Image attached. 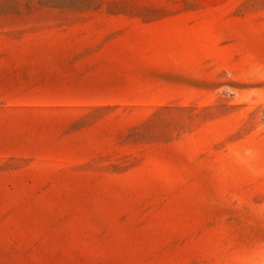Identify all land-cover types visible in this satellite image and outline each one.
<instances>
[{"label": "rangeland", "instance_id": "1", "mask_svg": "<svg viewBox=\"0 0 264 264\" xmlns=\"http://www.w3.org/2000/svg\"><path fill=\"white\" fill-rule=\"evenodd\" d=\"M0 264H264V0H0Z\"/></svg>", "mask_w": 264, "mask_h": 264}]
</instances>
